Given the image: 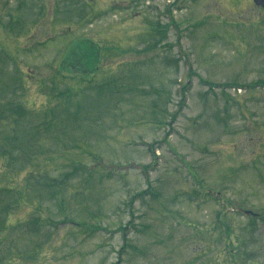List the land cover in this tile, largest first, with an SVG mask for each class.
<instances>
[{"label": "rangeland", "instance_id": "374dc122", "mask_svg": "<svg viewBox=\"0 0 264 264\" xmlns=\"http://www.w3.org/2000/svg\"><path fill=\"white\" fill-rule=\"evenodd\" d=\"M0 264H264V10L0 0Z\"/></svg>", "mask_w": 264, "mask_h": 264}, {"label": "water", "instance_id": "95a60500", "mask_svg": "<svg viewBox=\"0 0 264 264\" xmlns=\"http://www.w3.org/2000/svg\"><path fill=\"white\" fill-rule=\"evenodd\" d=\"M254 4L264 9V0H254Z\"/></svg>", "mask_w": 264, "mask_h": 264}]
</instances>
